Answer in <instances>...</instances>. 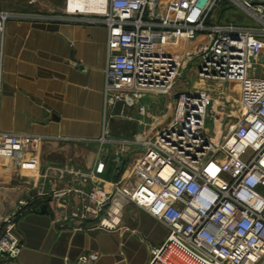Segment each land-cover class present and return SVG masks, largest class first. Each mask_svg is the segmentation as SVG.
I'll return each instance as SVG.
<instances>
[{
  "label": "built area",
  "instance_id": "2783aa9c",
  "mask_svg": "<svg viewBox=\"0 0 264 264\" xmlns=\"http://www.w3.org/2000/svg\"><path fill=\"white\" fill-rule=\"evenodd\" d=\"M231 4L257 24L221 22ZM65 15L72 20L83 15L107 30L106 115L120 105L121 114L135 108L139 116H154L147 98L174 100L164 122L115 141L116 182L95 179L105 169L103 160L84 175L92 181L88 203L72 216L96 218L98 227L113 230L127 204L144 210L168 229L147 264H264V75L256 72L264 67V0H107L102 12ZM21 16L0 10V99L5 23ZM186 60L198 61L200 78L235 90L236 101L207 85L176 89ZM218 99L227 103L226 117L236 121L224 134L220 123L212 137L205 123L208 113L216 120V107L225 106ZM48 139L0 130V163L36 170L40 146ZM110 141L107 131L98 139L101 145ZM138 145L142 150H135L140 153L128 164L126 153ZM19 210L3 219L0 258L20 253L14 234ZM96 259L91 254L77 264Z\"/></svg>",
  "mask_w": 264,
  "mask_h": 264
},
{
  "label": "crops",
  "instance_id": "0c3cea01",
  "mask_svg": "<svg viewBox=\"0 0 264 264\" xmlns=\"http://www.w3.org/2000/svg\"><path fill=\"white\" fill-rule=\"evenodd\" d=\"M17 13L23 16L8 19L4 27L0 130L49 139L40 146L36 170L19 171L10 160L0 163V175L8 183L15 170L20 176L18 186L7 184L0 192V220L15 211L18 198L26 199L14 220L20 253L0 258V264H77L91 254L97 256L93 264H147L152 248L168 234L162 222L134 204L123 207L113 230L98 227L96 218L72 213L88 203L85 195L92 181L84 175L99 160L106 165L95 179L118 180L112 164L120 139L116 131L146 133L149 124L139 120L159 124L169 114L161 115L158 108L156 116L142 117L136 111L130 120L105 114L104 25L87 22L83 15L72 20L67 15ZM104 131L111 141L101 145Z\"/></svg>",
  "mask_w": 264,
  "mask_h": 264
},
{
  "label": "rangeland",
  "instance_id": "374dc122",
  "mask_svg": "<svg viewBox=\"0 0 264 264\" xmlns=\"http://www.w3.org/2000/svg\"><path fill=\"white\" fill-rule=\"evenodd\" d=\"M66 1L67 0H0V10H8V11H17V12H28V13H33V14H39L43 16H62L65 15V10L67 12H70L66 9ZM222 10V7L217 8L215 10L213 18H215L220 11ZM79 12V11H76ZM73 13V12H72ZM233 22L235 24L239 25H244V24H257L250 16L245 12L241 7L231 4L230 6L226 7L225 10H223V14L221 16V22ZM197 64L198 61H193L190 62L189 60H186L184 63V67L182 70L181 77L178 79L177 84H176V89H188V88H196L197 85H207L213 88L215 93L223 92L225 93L228 98L231 101H236L237 93L235 90H232L228 86H225L223 84L217 83L213 80H208L205 78H200L196 74L197 70ZM256 72L258 75H264V67H257ZM214 94V93H213ZM216 94V95H217ZM146 103H150L152 110L155 111L153 114L156 116L158 115L156 110L159 109L160 114H169L171 108L173 107L174 100L172 99L171 95L165 96L162 99H155V102L152 100L150 102L145 101ZM218 104L224 103L225 106H217L216 107V112L218 115L216 116V120L213 118H210V114L208 113V116L206 117V123H205V130L208 133V135L214 137L216 135V132L218 130V125L221 123V128L223 130V134L227 133L230 129L231 126L235 123V117L232 118H227L226 113L229 112V109L227 108L226 104L223 99H218ZM157 106V107H156ZM158 108V109H157ZM116 109V110H115ZM112 116L113 118H122L125 117L128 120L129 118L132 119L136 115V110L135 108H124V114H121V109L122 106L119 105V108H115ZM166 112V113H165ZM233 113L236 115L238 114L237 108L233 109ZM106 114V113H105ZM163 114V115H164ZM221 118V119H220ZM129 119V120H130ZM124 120V119H123ZM147 121H150V118L147 119ZM128 123L130 121H127ZM118 124L116 121L113 124L114 126V132L115 129L117 130ZM146 124L150 125V122H146ZM129 125V124H128ZM147 125L146 128L149 127ZM111 126V125H110ZM112 129V127H111ZM111 134V131H109ZM116 133L120 136V139L122 138H131L134 135V132L132 133L129 128L127 129H122V130H117ZM116 137V136H115ZM132 149V148H131ZM129 150L127 152V163H132V159L136 157L140 152H136L138 154H135V150H142V146L138 145L132 150ZM133 152V153H132ZM15 170V169H14ZM19 171H14V175L12 178V181L8 183L5 179H3V176L0 175V192L3 191L2 188L6 187L7 184L11 185L14 184L15 186H18L20 184V176H19ZM116 182V181H115ZM20 201H26L25 197L23 198H18L16 202V209H18V205ZM127 205H132L131 203ZM15 209V210H16ZM20 211V210H19ZM18 213V212H17ZM9 215V214H7ZM4 215L1 220H0V228L3 227V219L7 216Z\"/></svg>",
  "mask_w": 264,
  "mask_h": 264
},
{
  "label": "bare ground",
  "instance_id": "6f19581e",
  "mask_svg": "<svg viewBox=\"0 0 264 264\" xmlns=\"http://www.w3.org/2000/svg\"><path fill=\"white\" fill-rule=\"evenodd\" d=\"M106 4L107 0H68L67 8L72 12L95 13L104 11ZM117 206L114 205L113 209L116 210ZM106 223H109V221L106 220Z\"/></svg>",
  "mask_w": 264,
  "mask_h": 264
},
{
  "label": "water",
  "instance_id": "95a60500",
  "mask_svg": "<svg viewBox=\"0 0 264 264\" xmlns=\"http://www.w3.org/2000/svg\"><path fill=\"white\" fill-rule=\"evenodd\" d=\"M177 97H178V94H175V95H174V98H177Z\"/></svg>",
  "mask_w": 264,
  "mask_h": 264
}]
</instances>
